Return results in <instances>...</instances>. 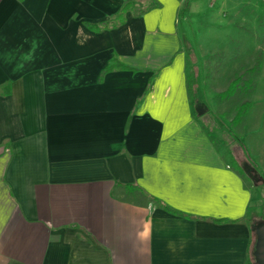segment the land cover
Listing matches in <instances>:
<instances>
[{
    "label": "crops",
    "instance_id": "obj_1",
    "mask_svg": "<svg viewBox=\"0 0 264 264\" xmlns=\"http://www.w3.org/2000/svg\"><path fill=\"white\" fill-rule=\"evenodd\" d=\"M123 1L0 0V264H250L255 187L187 83L190 32L228 2L85 24Z\"/></svg>",
    "mask_w": 264,
    "mask_h": 264
},
{
    "label": "rangeland",
    "instance_id": "obj_2",
    "mask_svg": "<svg viewBox=\"0 0 264 264\" xmlns=\"http://www.w3.org/2000/svg\"><path fill=\"white\" fill-rule=\"evenodd\" d=\"M227 2V9L211 5L209 21L200 31L190 32L194 55L187 59L189 96L197 117L203 121L210 115L217 118L214 136L223 142V152L227 148L228 159L234 160L228 150L236 147L238 140L261 171L256 162L264 165V0ZM259 61L261 68L250 72ZM238 78L254 79L255 83L238 84L230 94L225 93ZM245 101L250 102L249 109L243 117L236 118ZM262 193L257 195L254 191V200L261 198L257 203L260 206L264 204ZM256 243L254 234L253 264ZM261 253L264 260V250Z\"/></svg>",
    "mask_w": 264,
    "mask_h": 264
},
{
    "label": "trees",
    "instance_id": "obj_3",
    "mask_svg": "<svg viewBox=\"0 0 264 264\" xmlns=\"http://www.w3.org/2000/svg\"><path fill=\"white\" fill-rule=\"evenodd\" d=\"M157 6H159V2L157 0H124L121 7L118 9V11L116 12L115 16L112 19L103 20L99 23L86 22L85 24L87 25L89 29L93 31L114 28L125 22V14L128 11H131L135 16H138ZM188 53L190 57H193V53L190 50L188 51ZM261 66L262 64L259 61L255 67L251 68L250 72H254L256 70L258 71L261 68ZM113 69H127V66L120 64L118 62H113L112 64H109L101 71L99 80L103 78L105 73ZM253 82H254V79L251 80L250 78L248 80H243L241 78L235 79L230 83L225 93L230 94L231 90L233 88L236 89V86L238 84L248 83L250 85ZM249 107H250L249 101L243 102L238 108V111L235 117L236 118L243 117V115L245 114V111L248 110ZM236 144H238L236 147L228 150L234 159L231 161L233 168L235 169V171H237L239 174L244 176L246 179H248L253 184V186L256 188L255 191L257 195H260L263 192L262 193L263 195L261 196L262 198H264V177L261 171H259V169L256 166H254L253 162L250 161L249 156L246 155V151L244 149L243 144L239 142L238 140ZM126 186L132 187L133 185L128 184ZM260 200L261 198L255 201L253 197L252 202L250 203V209L248 213H246L245 216L243 217V221H246L250 224L252 233L256 234L257 241L260 235L259 234L260 230L264 228V204L261 206L260 204H257L258 202H260ZM158 202L161 203L160 201ZM162 206L165 208V210L172 212V213H176L172 211L170 208H168L167 206H165L164 204H162ZM256 249H257V243H256ZM256 249H255V252H256ZM251 254H252V247H251ZM250 264H253V260L250 261Z\"/></svg>",
    "mask_w": 264,
    "mask_h": 264
},
{
    "label": "water",
    "instance_id": "obj_4",
    "mask_svg": "<svg viewBox=\"0 0 264 264\" xmlns=\"http://www.w3.org/2000/svg\"><path fill=\"white\" fill-rule=\"evenodd\" d=\"M259 234L260 235L258 237L255 255L257 256V259L259 260L260 264H264V260L261 253V251L264 250V228L260 230Z\"/></svg>",
    "mask_w": 264,
    "mask_h": 264
}]
</instances>
